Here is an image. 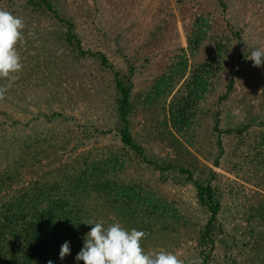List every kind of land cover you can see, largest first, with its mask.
Returning a JSON list of instances; mask_svg holds the SVG:
<instances>
[{
    "label": "rangeland",
    "instance_id": "obj_1",
    "mask_svg": "<svg viewBox=\"0 0 264 264\" xmlns=\"http://www.w3.org/2000/svg\"><path fill=\"white\" fill-rule=\"evenodd\" d=\"M56 6L75 24L82 48L105 53L110 67L67 43L66 25L50 11H35L28 0H0V8L26 25L25 41L17 45L23 68L0 101V177L11 176L0 201L34 181L53 182L63 192L65 180L85 160L120 154L125 159L117 171L121 181L167 200L179 221L146 231L137 221L126 223L117 208L93 194L82 197L81 204L92 219L145 231L146 251L168 250L187 262L201 257L199 232L209 212L181 166L218 189L221 229L208 264H264V239L257 237L264 233V219L255 212L264 206V143L255 149L264 134V66L254 67L246 59L253 48L264 47V0H57ZM199 13L210 18L207 39L195 54L188 53L185 74L164 100L146 99L179 47L186 48V26ZM219 32L230 38L223 68L199 102L192 124L177 130L168 120L167 102L184 93V79L206 59L212 36ZM239 53L245 56L235 73ZM129 65L132 137L145 157L171 162L174 169L160 173L120 139L114 72L125 75ZM230 79L232 88L220 99ZM7 84L0 79V85ZM83 237L70 242V254L60 264H84L75 260Z\"/></svg>",
    "mask_w": 264,
    "mask_h": 264
},
{
    "label": "trees",
    "instance_id": "obj_2",
    "mask_svg": "<svg viewBox=\"0 0 264 264\" xmlns=\"http://www.w3.org/2000/svg\"><path fill=\"white\" fill-rule=\"evenodd\" d=\"M57 0H28L35 11L43 13L50 11L59 22L66 25L64 39L67 43H75L82 54L98 56L102 65L110 67L105 53L84 50L81 40L75 32V24L65 15L58 12ZM211 28L207 14L194 15L185 29L186 48L180 46L178 52L167 69L152 84L146 99L164 100L185 74L188 53L195 54L208 37ZM239 36V32L234 33ZM208 56L203 62L194 66L184 79V93L174 94L167 102L168 120L177 130H186L193 122L197 106L213 87L214 79L223 68L224 57L228 52L230 38L221 32L212 36ZM80 54V55H81ZM245 54L239 53L235 73L240 71L241 62ZM133 71L129 65L125 75L114 72V86L116 91V111L123 125L118 128L122 143L135 152L145 162L153 165L160 173L176 168L174 164L160 163L144 156L142 147L138 145L130 132L129 114L132 111L131 80ZM233 80L227 84V92L220 96L224 99L231 90ZM181 91V90H180ZM216 119V118H215ZM264 123V122H262ZM214 128L218 129V120ZM240 132L241 130H236ZM220 143V142H219ZM264 134L255 146L263 145ZM120 154L85 160L78 170L65 180L66 188L59 192L53 182L34 181L14 191L7 200L0 201V264H60L59 252L65 241L72 243L74 239L87 233L91 225L81 221L92 219L91 212L81 204L82 197L90 195L102 198L118 209L119 217L128 221H137L146 231H152L158 223L164 227L171 225V221L178 222L180 216L176 208L167 200L157 197L152 190H145L138 184H128L121 181L117 171L124 167L125 159ZM186 173L187 179L195 187L196 197L200 205L209 212V219L200 230L199 244L202 264H208L210 249L221 229L217 223L220 209L217 187L210 182L194 178L189 168L178 167ZM210 174H214L210 171ZM0 177V194L9 187V178ZM1 200V197H0ZM259 219H264V206L256 211ZM75 223V225H74ZM138 226V225H137ZM258 239H264V233L259 232Z\"/></svg>",
    "mask_w": 264,
    "mask_h": 264
},
{
    "label": "clouds",
    "instance_id": "obj_3",
    "mask_svg": "<svg viewBox=\"0 0 264 264\" xmlns=\"http://www.w3.org/2000/svg\"><path fill=\"white\" fill-rule=\"evenodd\" d=\"M26 25L22 17L0 8V79H7L9 84L0 85V101L11 87V82L18 79L23 63L17 45L25 41ZM29 36L34 33L29 32ZM246 59L252 61L254 67L264 66V47L252 49ZM91 225L84 234L83 246L75 260L84 264H202L199 258L187 262L174 252L168 250L146 251L142 240L147 236L143 230L126 229L120 222L106 223L104 220L88 219L81 221ZM75 225V223H74ZM70 242L65 241L60 248L61 260L70 254ZM47 264H53L48 260Z\"/></svg>",
    "mask_w": 264,
    "mask_h": 264
}]
</instances>
